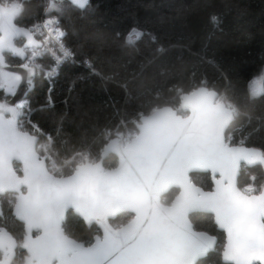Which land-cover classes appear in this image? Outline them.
I'll return each instance as SVG.
<instances>
[{
  "label": "snow or ice",
  "instance_id": "6c2138e0",
  "mask_svg": "<svg viewBox=\"0 0 264 264\" xmlns=\"http://www.w3.org/2000/svg\"><path fill=\"white\" fill-rule=\"evenodd\" d=\"M71 3L83 8L87 0ZM52 9L59 11L55 0L46 11ZM21 14L19 2L0 5V92L5 97L21 94L22 84L33 86L39 49L56 65L71 56L57 20L21 26L16 22ZM41 28L48 31L43 42L35 39ZM132 31L138 38L144 35ZM48 43L58 45L59 52ZM7 53L21 59L18 67L26 76L9 70ZM177 92L178 107L150 106L131 120L121 119L114 133L104 132L98 155L76 151L62 164L50 153L51 137L38 147L39 127L25 128L23 118L31 111H25V100L0 101V205L7 203L14 217L0 208V264L18 259L19 264H198L220 244L217 235L199 230L194 222L199 215L226 234L224 261L264 264V184L257 187L255 176L243 187L238 183L249 166L264 168V149L234 140L231 125L240 109L205 81ZM108 155L116 158L114 165H105ZM208 172L213 188L205 191L193 175ZM172 193L174 198L167 199ZM69 214L94 222L102 236L92 242L71 238ZM114 219L125 222L114 228Z\"/></svg>",
  "mask_w": 264,
  "mask_h": 264
},
{
  "label": "trees",
  "instance_id": "16d2710c",
  "mask_svg": "<svg viewBox=\"0 0 264 264\" xmlns=\"http://www.w3.org/2000/svg\"><path fill=\"white\" fill-rule=\"evenodd\" d=\"M11 1L22 5L16 21L21 26H33L47 4ZM56 4L59 11L51 12L60 17L75 59L64 62L49 80L38 75L27 99L35 108L32 118L41 139L53 136L59 154L90 150L98 155L104 132L116 129L121 119L131 120L150 106L178 107L177 89L187 92L201 81L240 109L231 125L234 140L264 149V89L253 97L250 88L264 70V0H88L83 8L68 1ZM133 29L144 35L130 40ZM6 57L12 65L20 63L10 54ZM45 64L51 65L46 56ZM50 102L52 106H45ZM115 163L112 155L105 159L106 166ZM252 176L255 184L264 182V168L242 171L239 185L250 183ZM193 180L212 188L210 173L194 174ZM6 216L14 219L10 209ZM194 222L220 242L198 264H227L222 260L224 232L208 216L199 215ZM14 227L19 233L18 221ZM96 231V225L87 226L78 215L67 216L66 233L75 239L91 241Z\"/></svg>",
  "mask_w": 264,
  "mask_h": 264
},
{
  "label": "built area",
  "instance_id": "2783aa9c",
  "mask_svg": "<svg viewBox=\"0 0 264 264\" xmlns=\"http://www.w3.org/2000/svg\"><path fill=\"white\" fill-rule=\"evenodd\" d=\"M63 1H68V2L71 3V0H63ZM0 2H1L2 4H10V3H12L11 0H0ZM46 2H47L46 7H45V9H44V11H43V13H42L40 19H39L34 25H37V26L42 25L43 22L46 21V20H57V21H58V26H59V28H61V29L66 33V31L64 30V28L61 26V19H60V17H59L58 15H56V14H53L51 11H46V9H48V7H49V4L52 3V0H46ZM55 2H56V3H59V2H61V0H55ZM87 2H88V0H87ZM71 4H72V3H71ZM86 4H87V3H86ZM76 6H77V5H76ZM34 25H33V26H34ZM56 26H57L56 24H52V25H51V27H56ZM40 31H41L43 34L41 35V34L38 33V34H36L35 36H36L41 42H43V40H44V36L48 35V31H47V29H43V28H41ZM65 37H66V35H65ZM65 37L63 38V44L67 47V49H69V50L71 51V56L68 57L66 60L62 61L59 65H56V64H54L53 59H52V57H51V54H50L49 52L45 51L44 48L39 49L41 55L38 56L37 59H36V64L39 65V67L36 68V70H37V76L40 75V76H42L44 79H48V80H49V79H51V78H53V77H55V76L57 75L60 66H61L64 62H66V61H73V60L75 59V56H74L73 51H72L71 48L65 43ZM131 39H133V37L130 38V40H131ZM47 48H52L53 50L59 52V46H58V45H54L53 43H48V44H47ZM27 54L30 55V50H28V53H27ZM45 56H46V58H50L51 61L53 62V64H52L51 66L45 64ZM84 62H85V65H86L87 67H92V64H91V62H90L89 59H85ZM93 71H95V70L93 69ZM46 72H51L52 75H51L50 77H46V76H45V73H46ZM23 100H25V102H26V109H25V111H27L28 109L31 110V111L28 113L27 117L23 118V119H24V123H25V128H26L27 130L31 131L33 126H38L39 129H40V126L38 125V123L32 118V113H33V111H34L35 108H33V107L30 106V103H29V100L27 99V97L24 98ZM52 105H53V102H50V103H47L45 106L50 107V106H52ZM41 107H42V106H38L37 109H40ZM129 127H131V125H129ZM116 130H117V128L114 129L112 132L114 133ZM120 130H123V126H120ZM40 131H41V129H40ZM41 132H42V131H41ZM231 134H232V136H233V133H231ZM38 137H39V141H38V145H37L38 147H39V145H41V144L47 145V144L49 143V137H51L50 153H52V154H58V155L56 156V159H57V163H58V164H62L64 159H68V158H70V157L72 156V155H71V156H67V157H66V156H63V155H61V154H59V153L57 152V150H56V149L54 148V146H53V141H54L53 136H51V135H46V137H45L43 140L41 139V136H40V135H38ZM64 171L67 172V171H68V168L65 167V168H64ZM260 184H264V182H261ZM260 184H256V186L259 187ZM244 186H245V185H244ZM242 187H243V186H242Z\"/></svg>",
  "mask_w": 264,
  "mask_h": 264
},
{
  "label": "water",
  "instance_id": "95a60500",
  "mask_svg": "<svg viewBox=\"0 0 264 264\" xmlns=\"http://www.w3.org/2000/svg\"><path fill=\"white\" fill-rule=\"evenodd\" d=\"M0 5H3L1 2H0ZM35 39L36 40H38V41H40L36 36H35ZM20 40H18L17 41V46L18 47H21V46H23V42H21V44H19L18 42H19ZM7 54H10L12 57H14L11 53H7ZM14 58H17V59H19L20 61H21V59L19 58V57H14ZM5 60H6V62L10 65V68H9V70H12V71H16V72H18L21 76H26L27 75V73H26V71L25 70H23V69H21V68H19L18 67V65L20 64H15V65H12V64H10L8 61H7V58H6V56H5ZM36 78H37V75L35 76V78H34V83H33V86L31 87V88H26V86L25 85H21V88H20V93L21 94H18L17 96H15V97H12V96H7V97H5V95H4V99H0V101H5V102H8V103H10V104H15L17 101H19V100H21V99H24V98H26L28 95H29V93L34 89V87H35V81H36ZM212 90H214V89H212ZM215 91H217V90H215ZM218 92V91H217ZM219 93V92H218ZM220 94V93H219ZM165 106H169V107H173V106H170V105H165ZM174 108V107H173ZM37 139H38V141H39V137H37ZM109 156V155H108ZM108 156H106L105 158H104V163H105V159L108 157ZM249 167H252V166H249ZM208 173H210V172H208ZM210 176H211V179H212V175H211V173H210ZM240 177V176H239ZM238 183H239V180H238ZM197 186H199V185H197ZM200 187H202V186H200ZM212 188H213V179H212ZM212 188L211 189H209V190H206V189H204L205 191H210V190H212ZM0 208H1V205H0ZM79 216V215H78ZM80 217V216H79ZM80 218H82V217H80ZM67 219V218H66ZM83 219V218H82ZM84 220V219H83ZM84 222L87 224V226H92V225H96L94 222L93 223H91V224H89L88 222H86L85 220H84ZM110 223H111V221H110ZM112 225V224H111ZM97 226V225H96ZM98 227V226H97ZM112 227H114L113 225H112ZM99 228V227H98ZM115 228V227H114ZM100 229V228H99ZM217 229L219 230V231H221V232H224L222 229H219L218 228V226H217ZM101 230V229H100ZM102 230H101V234H98V235H101L102 236ZM225 234V233H224ZM69 235V234H68ZM213 235V234H212ZM70 236V235H69ZM97 236V235H96ZM95 236V237H96ZM71 238H73V239H75L74 237H72V236H70ZM95 237H94V239H95ZM225 238H226V234H225ZM94 239H93V241H94ZM75 240H77V239H75ZM78 241H81V240H78ZM212 252V251H211ZM210 253V252H209ZM207 256V255H206ZM205 256V257H206ZM205 257H202L201 259H203V258H205ZM222 260L224 261V259H223V250H222ZM225 263H227V264H231V262H226V261H224Z\"/></svg>",
  "mask_w": 264,
  "mask_h": 264
},
{
  "label": "rangeland",
  "instance_id": "374dc122",
  "mask_svg": "<svg viewBox=\"0 0 264 264\" xmlns=\"http://www.w3.org/2000/svg\"><path fill=\"white\" fill-rule=\"evenodd\" d=\"M132 36H136V34ZM263 85H264V70L259 76H256V78L251 82L250 85L251 93L255 92L257 93V95L260 94L261 92H263L264 89Z\"/></svg>",
  "mask_w": 264,
  "mask_h": 264
},
{
  "label": "flooded vegetation",
  "instance_id": "af4514ba",
  "mask_svg": "<svg viewBox=\"0 0 264 264\" xmlns=\"http://www.w3.org/2000/svg\"><path fill=\"white\" fill-rule=\"evenodd\" d=\"M22 41H19L18 43H21ZM7 58V57H6ZM1 208H2V210L4 211V213L6 214V211L7 210H9V207H8V205H7V203L5 204V203H3L2 205H1ZM10 213H11V210H10ZM14 218V217H13ZM19 222V221H18ZM20 223V222H19ZM122 223H124V222H122ZM122 223H117V222H112L111 221V224L114 226V227H119ZM98 234H101V230L97 227V231L94 233V237L96 236V235H98ZM94 237H93V239H94ZM93 239L91 240V241H88V242H92L93 241ZM85 242V241H84ZM17 264H19V259L17 260Z\"/></svg>",
  "mask_w": 264,
  "mask_h": 264
},
{
  "label": "bare ground",
  "instance_id": "6f19581e",
  "mask_svg": "<svg viewBox=\"0 0 264 264\" xmlns=\"http://www.w3.org/2000/svg\"><path fill=\"white\" fill-rule=\"evenodd\" d=\"M19 60V59H18ZM20 61V60H19ZM22 61H20V63H21ZM70 62V61H69ZM53 64V62L51 61V65ZM50 65V66H51ZM35 71H36V75H37V70L35 69Z\"/></svg>",
  "mask_w": 264,
  "mask_h": 264
}]
</instances>
